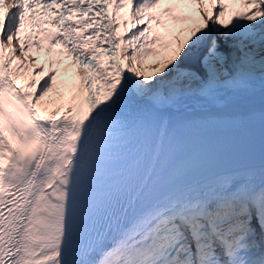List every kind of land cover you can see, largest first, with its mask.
Returning a JSON list of instances; mask_svg holds the SVG:
<instances>
[{"label": "snow or ice", "instance_id": "1", "mask_svg": "<svg viewBox=\"0 0 264 264\" xmlns=\"http://www.w3.org/2000/svg\"><path fill=\"white\" fill-rule=\"evenodd\" d=\"M193 2L197 18L151 12L161 0H0V264H264V164L215 163L196 148L204 125L181 111L264 76V0H238L227 19L230 4ZM109 5L130 9L129 63L159 55L148 45L163 39L150 36L162 14L195 26L169 32L158 71L142 73L116 58ZM42 39L83 69L66 102L55 71L15 82L25 63L11 67L10 46Z\"/></svg>", "mask_w": 264, "mask_h": 264}, {"label": "bare ground", "instance_id": "2", "mask_svg": "<svg viewBox=\"0 0 264 264\" xmlns=\"http://www.w3.org/2000/svg\"><path fill=\"white\" fill-rule=\"evenodd\" d=\"M225 19H227L225 17ZM182 36V35H181ZM13 46H17L16 53L18 52L20 54V57L23 56V54H26L28 51L21 53L20 47L21 45L13 42ZM12 46V47H13ZM154 47L158 48L156 50L154 47L153 50H155L159 55H150L147 60H145L143 65H140L138 62H136L137 68L142 73H148L155 71L157 68H154V65H158L164 61V58L166 57L168 53V49L162 48L157 43L153 44ZM175 47V45H173ZM32 59L30 58V61ZM23 63H26L25 60L22 61ZM56 63V64H55ZM145 66H149L148 70L144 69ZM39 69L35 65H32L29 70L27 76L23 78V80L28 79H35L38 81V79H41V75H37L35 71H32L30 73V70H36ZM45 77L49 71H55L57 76V83L63 84V88L60 89L63 99L66 102L67 99L71 96L69 95L65 99L66 91L68 90V85L71 82L72 75H73V69L72 65L69 61V59L63 58L61 56L57 57V60H55L52 67H45ZM23 72V71H22ZM264 81V78L261 74H257L256 78L251 82L250 85H253L254 83H259ZM237 91H229L225 90L222 92V95L220 96V102L219 106L223 105V103L229 102L232 100L233 94L239 92ZM58 102L57 97L50 93L49 96H46L44 100L42 101V104L45 106L48 105L50 107L54 106ZM189 109L194 108L196 110L195 112H188L186 110H181L185 115L190 117L193 121H195L197 124H203L204 126H219V125H234L238 124L242 121H245L247 119L257 118L264 116V106L258 107V108H249V109H241L236 108L234 105H231V107H228L227 109L221 111L220 113H201L198 111V106H195L193 104L188 105ZM47 109V108H46ZM203 126V127H204ZM202 127H198L196 129H199ZM195 130V129H194ZM256 151H264V139H258L253 141H248L246 143H242L240 145H231L227 148L223 149V155L226 157H230L231 159L234 157H239V159L223 164V166L228 167H252L257 170L260 169L261 165L264 164V158H257L256 157ZM249 155V156H248ZM252 155V156H251ZM248 156V157H247ZM251 156V157H250Z\"/></svg>", "mask_w": 264, "mask_h": 264}, {"label": "rangeland", "instance_id": "3", "mask_svg": "<svg viewBox=\"0 0 264 264\" xmlns=\"http://www.w3.org/2000/svg\"><path fill=\"white\" fill-rule=\"evenodd\" d=\"M205 2L207 3L206 0H205ZM189 7H190V8H189L188 11L191 13L192 17L197 18V17H198L199 5L196 4V3H194V4H191ZM122 11H124V12L122 13L123 15H127V11H125L124 9H121V10L118 12V14H120ZM226 15H227V12H226L225 16H226ZM124 18H125V16H124ZM194 26H195V25L192 24L191 22H186V23H185V22H182V23H180V24L173 23V22H172V23H169V24L165 27L164 30H162L161 32H158V33H157L159 36H161L162 38H164V39L158 41V45H160L161 42H162V43H165V41L167 42L168 40L172 39V37L169 35V32L173 33L175 36H181V35L183 36V35H186V34H187V30H188L190 27H194ZM137 27H142V25H139V23H138V24H137ZM15 47H16V46H15ZM148 47L151 48L150 45H148ZM129 48H131V45H130ZM15 58H16V59H19L20 63H21L22 61L25 60V62H26V63H25V67L22 68V70H24V72H26V75H27V74H28L27 72H28L29 68L33 65L32 62H28V59L30 58V56L28 55V52H27L26 54H23L22 57H20V54L17 52ZM147 58H148V57H147ZM146 60H147V59H146ZM131 65H132V67H134L136 70L139 71V69L137 68V65H136V61H132V62H131ZM148 68H149V66H145V67H144V69H147V70H148ZM155 71H158V68H157ZM151 73H152V72H151ZM151 73H150V74H151ZM40 75L45 77V71H44L43 73H41ZM38 81H39L40 83L43 82L42 79H38ZM38 87H39V84H37V88H38ZM48 107H49L48 105L45 106V108H48Z\"/></svg>", "mask_w": 264, "mask_h": 264}]
</instances>
